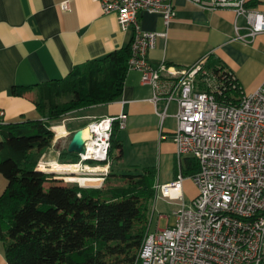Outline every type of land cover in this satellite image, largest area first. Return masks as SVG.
<instances>
[{
	"label": "built area",
	"instance_id": "1",
	"mask_svg": "<svg viewBox=\"0 0 264 264\" xmlns=\"http://www.w3.org/2000/svg\"><path fill=\"white\" fill-rule=\"evenodd\" d=\"M171 1H100L103 13L114 14L122 30L133 28L128 70L139 71L142 83L153 88L154 103L164 102L162 119L168 105L176 103V154L198 164V171L190 176L197 194L188 207L181 194L182 175L156 186L162 197L180 203L176 221L155 231L148 227L134 264H263L264 81L254 92L243 93L231 73L206 67L207 56L190 67L166 63L151 67L148 52L162 35L143 31L138 17L143 12L158 14L168 26L175 16ZM187 1L203 10L232 8L245 16L247 33L237 35L242 41L264 32V11L247 8L248 0ZM61 7L68 10V1ZM126 119L124 113L95 119L87 126L85 153L78 155V162L42 158L37 170L65 185H72L68 177H81L93 182L79 187L100 188L111 166L114 124L121 130ZM55 135L57 139L67 137L66 133Z\"/></svg>",
	"mask_w": 264,
	"mask_h": 264
},
{
	"label": "crops",
	"instance_id": "2",
	"mask_svg": "<svg viewBox=\"0 0 264 264\" xmlns=\"http://www.w3.org/2000/svg\"><path fill=\"white\" fill-rule=\"evenodd\" d=\"M64 1L69 3L68 10L61 7ZM100 1L0 0V124L39 119L29 95L32 98L40 85L65 79L75 67L130 45L133 28L122 30L114 14L103 13ZM171 2L175 16L168 26L158 14L143 12L138 17L143 31L162 35L148 52L151 67L157 68L161 63L190 67L207 56L235 77L243 93H252L261 86L264 32L242 41L237 35H246L248 23L234 9L203 10L187 0ZM246 7L262 12L264 0H248ZM14 88L25 89L29 94L15 96L11 93ZM153 97V88L142 83L141 73L127 69L117 101L82 109L76 114L79 120L91 123L124 113L125 127L118 132L121 158L117 163L122 166V173L139 174L144 169H154L162 179L159 186L182 175L181 194L188 207L197 189L190 176L183 175L189 157L178 158L176 154L173 132L177 105L171 102L162 119L164 102L154 103ZM79 129L85 128L74 127L68 132L73 135ZM6 185L0 173V195ZM171 202L180 206L177 201ZM0 264H7L1 241Z\"/></svg>",
	"mask_w": 264,
	"mask_h": 264
},
{
	"label": "trees",
	"instance_id": "3",
	"mask_svg": "<svg viewBox=\"0 0 264 264\" xmlns=\"http://www.w3.org/2000/svg\"><path fill=\"white\" fill-rule=\"evenodd\" d=\"M130 54L128 45L75 67L65 79L40 85L32 98L29 95L39 119L0 124V173L7 181L0 195V241L7 264L135 263L149 226L154 169L121 174L127 184L108 189L80 188L68 178L67 183L73 185H65L37 170L43 157L60 163L78 162V156L67 147L56 155L51 152L52 127L69 113L117 101ZM206 67L223 70L214 59H209ZM11 93L19 97L29 94L21 88ZM118 132L114 124L109 151L111 177L116 176L115 164L121 158ZM185 164L184 176L198 171L194 159L188 158Z\"/></svg>",
	"mask_w": 264,
	"mask_h": 264
},
{
	"label": "rangeland",
	"instance_id": "4",
	"mask_svg": "<svg viewBox=\"0 0 264 264\" xmlns=\"http://www.w3.org/2000/svg\"><path fill=\"white\" fill-rule=\"evenodd\" d=\"M76 113L77 112L69 113V114L65 115L64 117H62V119L59 122H56L54 124V126H55V128L53 129V131H54L53 146L54 147H53L52 151L58 152L62 148L67 147L68 142L71 139V135H72V133L68 132L69 129L71 130L74 127L85 128L88 126L90 120H88V122L79 120L78 119L79 115ZM60 125L63 126V133L67 134V137H65L64 139H57L56 135H55V132H57L56 128L61 127ZM64 126L66 127V131H65ZM115 153H117L116 150H115ZM78 160H79V157H78L77 161ZM86 163L87 164H93L92 162H86ZM121 169H123L122 166L116 162V165L114 168V173L116 174V176L111 177L110 176L111 169H109V173L106 176V178L109 177L110 180L104 181V183L101 185V187L108 189V188L113 187V186H124L127 184V182H126L127 178L122 177L121 174H124V175H130V174L136 175V174H138V172H136V171L131 172V173H129L128 171H125V173H122L123 171H121ZM78 178L68 177V179L70 181L77 182V184H78V181H77ZM161 183H162V179L161 178L159 179L158 173H156L155 178H154L155 193H154L153 199L149 203V226L151 227L152 231H155L156 229H163L168 225L169 226L174 225L175 221H176V217H175L174 212L179 208L177 203L171 202L167 198L162 197L161 194L158 192V190H156V186L158 184H161ZM85 188L96 189V187H92V186L91 187L87 186ZM195 188H196V186H195Z\"/></svg>",
	"mask_w": 264,
	"mask_h": 264
},
{
	"label": "water",
	"instance_id": "5",
	"mask_svg": "<svg viewBox=\"0 0 264 264\" xmlns=\"http://www.w3.org/2000/svg\"><path fill=\"white\" fill-rule=\"evenodd\" d=\"M86 130H87V127H85V129H79L73 133L67 145V151L69 153H73L76 155L85 153V147H84L85 140H84L83 132ZM80 188H83V187H80Z\"/></svg>",
	"mask_w": 264,
	"mask_h": 264
},
{
	"label": "bare ground",
	"instance_id": "6",
	"mask_svg": "<svg viewBox=\"0 0 264 264\" xmlns=\"http://www.w3.org/2000/svg\"><path fill=\"white\" fill-rule=\"evenodd\" d=\"M56 131H57V134H59V135L63 134V128L62 127L56 128ZM83 136L84 137L88 136V131L87 130L83 132ZM71 168H73V167H71ZM77 181H78L79 186L87 185L88 182H93L92 180H90L88 178H81V177H79L77 179Z\"/></svg>",
	"mask_w": 264,
	"mask_h": 264
}]
</instances>
